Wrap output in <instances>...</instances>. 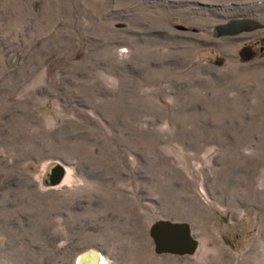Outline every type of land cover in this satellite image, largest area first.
Masks as SVG:
<instances>
[{"label": "rangeland", "instance_id": "obj_1", "mask_svg": "<svg viewBox=\"0 0 264 264\" xmlns=\"http://www.w3.org/2000/svg\"><path fill=\"white\" fill-rule=\"evenodd\" d=\"M90 253L264 264V0H0V264Z\"/></svg>", "mask_w": 264, "mask_h": 264}, {"label": "water", "instance_id": "obj_2", "mask_svg": "<svg viewBox=\"0 0 264 264\" xmlns=\"http://www.w3.org/2000/svg\"><path fill=\"white\" fill-rule=\"evenodd\" d=\"M261 27V24L256 20L247 18L229 19L226 23L215 26L219 34L230 35L241 31H248Z\"/></svg>", "mask_w": 264, "mask_h": 264}, {"label": "bare ground", "instance_id": "obj_3", "mask_svg": "<svg viewBox=\"0 0 264 264\" xmlns=\"http://www.w3.org/2000/svg\"><path fill=\"white\" fill-rule=\"evenodd\" d=\"M82 261V264H98L101 261V256L99 257L95 253H90L85 258H83Z\"/></svg>", "mask_w": 264, "mask_h": 264}]
</instances>
